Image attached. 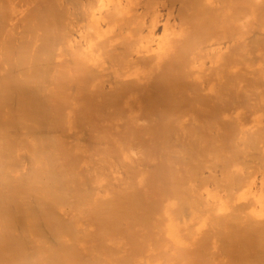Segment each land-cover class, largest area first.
I'll return each mask as SVG.
<instances>
[{
  "label": "bare ground",
  "instance_id": "6f19581e",
  "mask_svg": "<svg viewBox=\"0 0 264 264\" xmlns=\"http://www.w3.org/2000/svg\"><path fill=\"white\" fill-rule=\"evenodd\" d=\"M54 1H23L33 34L47 41L42 47L32 39L30 55L11 51L20 60L16 64L24 62L18 68L12 63L11 33L2 28L11 6L0 0V264H264V0ZM57 42L72 46L69 55H60L65 46ZM34 45L46 49L38 52ZM145 87L158 90L153 92L160 98L164 91L175 102L207 100L216 125L214 134L206 128L210 136L216 134L208 138L210 145L194 136L188 157L186 151L180 157V149H170L182 139L174 142L175 128L171 142L164 137L171 152L161 144L159 151L149 148L154 157L146 148L143 153L147 140L139 145L142 152L128 146L129 125L133 129L137 121L136 130L145 127L147 134L155 118L138 121L143 116L133 102ZM95 102L98 112L90 109ZM109 102L111 117L102 108ZM79 104L86 116L93 110L99 117L100 134L91 131L94 119L86 125H92L86 134H97L96 142L110 137L103 126L112 134L128 117L131 124L123 120L128 126L123 123L121 132V123L118 129L128 135L115 146L132 149L116 153L112 138L123 137L117 131L109 139L113 149L107 143L109 149L94 148L84 130L79 136L71 118ZM163 109H157L159 116ZM184 111H168L163 121L156 113L153 124H159L151 129L164 131L171 122L185 132ZM103 115L110 124L100 119ZM162 133L148 136L162 142ZM91 151L98 160L107 158L97 162L106 166L98 165ZM142 153L149 154L140 155L144 161L155 160L143 166L160 169L142 170ZM89 155L103 173H92L97 168L90 167ZM136 157L140 165L133 164ZM118 164L139 167L127 166L129 172L124 167L122 174ZM202 165L212 166L204 171Z\"/></svg>",
  "mask_w": 264,
  "mask_h": 264
},
{
  "label": "rangeland",
  "instance_id": "374dc122",
  "mask_svg": "<svg viewBox=\"0 0 264 264\" xmlns=\"http://www.w3.org/2000/svg\"><path fill=\"white\" fill-rule=\"evenodd\" d=\"M18 1L20 2V0H15V1H14V0H9L10 6H11V9H10V13H11V14H10V16H8V18H7V20H6V23H5V26H3L2 28H4L5 30H7V31L9 32V35H10V33H11V35L9 36V39H10V40H9V43H10L9 45H10V49H11L12 47H13V48L10 50V52L13 51L14 54L17 55V49H18V50H20V51L22 52V53L20 52V56H22L23 54L30 55L29 52H30V48H31V47H30V48H28V47H29V46H32V48H33V44H34V43L32 44V42H33L32 39H37L38 44H40L41 46L43 45L42 47H44V44H45L46 41H47V37H45L44 35L36 36L35 34H33V29H34V28L31 27V26H33V25L31 24V22H30L29 19L27 18V13H26V10H25L24 2H23L24 0L21 1L22 4H18V3H19ZM46 1H47V0H46ZM49 1H50V0H49ZM52 1H54V0H52ZM55 1H57V0H55ZM55 1H54V2H55ZM16 3H17V4H16ZM18 5H20V6H18ZM12 7H13V8H12ZM160 8H162V6H161ZM22 9H23V10H22ZM162 11H165V9L163 10V8H162ZM162 11H161V12H162ZM8 20H9V21H8ZM8 22H9V24H8ZM7 25H8V26H7ZM6 26H7L8 29L5 28ZM25 26H26V27H25ZM20 28H21V29H20ZM25 28H27V29H25ZM23 29H24V30H23ZM25 30H26V31H25ZM27 30H28V31H27ZM30 31H31V33H26V32H30ZM22 32H23V34H22ZM25 34H26L27 38H26ZM24 36H25V37H24ZM34 36L37 37V38H35ZM41 37H42L41 42H42V43L44 42L43 44L40 42ZM120 37H122V36H120ZM120 37H119V39H120ZM122 38H123V37H122ZM122 38H121V39H122ZM12 39H13V40H12ZM30 39H31V40H30ZM115 39H116V38H115ZM115 39H112V40L114 41L113 44L116 43V42H115ZM117 39H118V38H117ZM123 39H124V40H120V42H121V41H122V42L124 41L123 43H125V40H126V39H125V38H123ZM14 40H15V41H14ZM11 41H13V42L11 43ZM18 41H19V42H18ZM28 41H29V42H28ZM128 41H130V39L127 40V42H128ZM61 42H62V41H61ZM61 42H57V45H56V46L59 47V43H60V46H61V47H62V46H65V45L61 44ZM117 42H119V41L117 40ZM16 43H17V45H16ZM20 44H21V45H20ZM30 44H31V45H30ZM127 44H128V43H127ZM18 45H20V48H21V49H19ZM67 45H68V44H67ZM119 45H120V43H119ZM27 46H28V47H27ZM69 46H70V49L66 48V47H69ZM34 47L36 48L35 45H34ZM42 47H41V48H42ZM57 47H56V48H57ZM61 47H60V48H57L58 52L61 51V50L63 49V47H62V49H61ZM41 48H36V49H39L38 52H39V51H40V52H43V51L46 49V47H45L44 50L41 49ZM71 48H72L71 45L65 46V48L63 49L64 51H62L61 54H60V53H59V54L62 55V57H63L64 55H69V51H68V50L71 51ZM66 49H67V50H66ZM116 49H117V48H116ZM116 49H115V50H116ZM26 50H28V51H26ZM65 50H66V52H68V53H65ZM115 50L113 51V54L117 51V50H116V51H115ZM119 50H120V49H119ZM55 51H56V49H55ZM45 52H46V51H45ZM118 52H119V51H118ZM118 52H116V53H117V54H120V53H118ZM120 52H122V49L120 50ZM63 53H64V54H63ZM14 54L11 52V56L13 57V59L15 58V59L13 60L12 63L15 64V66H17L18 68H19V64H21V65H20V66H21L20 68H22V65L24 64L23 60L21 59L23 63H20V62H19L18 64H16L18 61H17V62H14V61H15V60H19V59H18V56H17V57H14ZM56 54H57V51H56ZM59 54H58V55H59ZM109 54H110V53H109ZM113 54L111 53L110 55L113 56V57H115V55H113ZM121 54H122V53H121ZM107 56H108V55H107ZM107 56H106V57H107ZM118 56H119V57H118ZM118 56L116 55V57H118V58L121 59L120 56H122V55H118ZM64 57H65V56H64ZM68 57H69V56H68ZM19 58H20V57H19ZM107 58H108V57H107ZM110 58H111V57H110ZM113 59H114V58H113ZM27 60H28V59H27ZM19 61H20V60H19ZM116 61H117V60H116ZM23 68H25V66H23ZM149 88H150V87H148V88L145 87V89H146L147 92L145 91L144 88H142L140 91H138L139 94L141 93V91H142V93H144L143 96H142V94H140V96H141L143 99L139 100L141 97H140V96H139V97L137 96V100L133 102V105H134V103H135V107H136V109L138 108V109H137V111H138L137 113L139 114V113L141 112L139 115H140V116H143L142 118H140V120L138 119V121H142L143 119L145 120V118L148 119V118H149L148 116H150V117H152V118L155 117V118H153V119L151 118V119H152V122H151V120H150L149 122H148V120H146V121L148 122V126L150 127V131H151V132L149 131V127L147 126L146 122H144V123L146 124V126L148 127V129H147V127H146V129H147L146 132H148V131H149V132H148L147 134L144 133V131H142V130L145 129V127H142L143 129H141V130L139 129V130H140L139 133L142 132L141 134H139V133L137 132V135H133V134H136L135 131H139V130H136V129H137L136 126H138V124H136L137 121H136V123H135V121H134V122H132V121H128V120H127L128 117L126 116V117H127V119H125V120L127 121L126 123L130 122V124H131V122H132V124H133L132 127L134 126V128H133V129H132V128L129 129V128L131 127V125H129V126H130L129 128L127 127V128H128L127 131H128V133H129V135H128V133H127L128 136L125 134V132H124V133H121V132L125 131V129H126V127H125V129L122 128V126L124 127V124H125L124 122H122V121L124 120L123 118H125V116H124V117L122 118L123 120H122L121 122H120V121L117 122V123H120V125H121V123H122V124L124 123L123 125H121V128H122L121 130H122V131H121V130H120L121 132L119 131V132L121 133V135L123 136L122 138H118L117 136H113V135H114L113 133H115L116 131L118 132V129L120 128V125H119V128H118L116 131L114 130L115 132H114V131H113V132L110 131L113 135H112V134H109V129H110L109 126H108L107 129H105V127L103 126L104 130H108V131H106V132H108V135H110V137H111V136L114 137V138H112V139H114V140L112 141V144L114 143V144H113L114 146H115V142H116L117 140L121 143L122 139H124L123 141H125V138H128V139H126L125 142H128V144H130V145H128V146H132V148H133V146H134L133 150H138V149H139L138 151H141V147H142V148L144 147V148H143L144 150H145V148H146V150L149 151V150H150L149 148H151V150H152V149H153L152 146L154 145V149L156 150V148H158V151H159V147L161 146V144H164V146H161V147H164V148H165V146H166V147L168 148L169 152H171V150H170L171 148H172V152H173V153H175L174 150L177 151L178 149H180V151H179V150L177 151V152H180V154L178 153V154L180 155V157H182V156H184V155H185L186 157H188V153H187L188 148H187V146H190V145H188V142H190V140H191L192 137L195 136V138H199V139L201 140L202 144L205 142L204 144L207 143V145H208V144L210 145V143L208 142V140H209L208 138L211 137V136H212V138L216 136V134H215V136L213 135V134L215 133V130H216V125H214V123H213V120H215L214 112H213L214 109L212 108V106H209L207 100H204V101H203L202 99H200V101H199L198 98H197V99L190 98L189 100H184V101H181V102H175L174 100H171L170 98H167L166 93H165L164 91H162V92L159 91L160 94H159L158 96L161 95V98H160V97H157L156 94H155V93L158 94V90H151V89H149ZM148 89H149L150 91H148ZM144 91H145V92H144ZM151 91H152V93H151ZM153 91H154V92L157 91V92L154 93ZM200 91H201V90H200ZM150 93H151V94H150ZM153 93H154V94H153ZM161 93H162V94H161ZM149 94H150L151 96H149ZM145 95H146V96H145ZM162 95H163V96H162ZM196 95H197V94H196ZM103 96H104V95H103ZM105 96H106V95H105ZM105 96H104V97H105ZM154 97H155V98H154ZM163 97H165V98H164L165 100L163 99ZM145 98H146V99H145ZM151 98H152V99H151ZM153 98L156 99V100L158 99V101L154 100ZM98 99H99V98H98ZM102 99H103V97H102ZM102 99H101V100H102ZM105 99L108 100L107 97H105ZM159 99H160V100H159ZM162 99H163L164 101H163ZM167 99H168V100H167ZM169 99H170V101H169ZM96 100H97V99H96ZM96 100H94V101H96ZM101 100H97L99 104H100V102L103 101V100H102V101H101ZM119 100H120V99H119ZM119 100H118V101H119ZM138 100L141 101V103H140ZM144 100H145V101H144ZM153 100H154V101H153ZM161 100H162V101H161ZM166 100H167L168 102H170V104L172 105V106H171V105L169 104V106L171 107L170 109H172V111H174L173 113H175L176 111H177V112H181V111H183V110L185 109V111L182 112V114H186V116H189V117H186V127H187V130H185V132H184V131H181V129L179 128V126H178L177 124L174 125V124H172L171 122H169L167 119H165V122L168 121V122L171 123V124H170L169 127L167 126L169 123L164 124L162 129H164V131H165L166 129H168L170 132H169V131H168V132H164L163 130L160 132V129H161V128L156 127V126H158L159 123L156 124V120H155V123H154V124H156V126L154 127V129H155V128H159V132H160V133L164 132V133H162V135L164 134V136L161 135V136L163 137V138H161V139H163L162 142H161V141H160V142L157 141V143H156V141L153 142V140H154L153 137H149V136H151L152 134L155 135V134H158V133H159V132L154 133L155 131L153 130V128L151 129V126H150V125H152V127L154 126V124H153V120H154V119H157V117H156V113H158V110H159V109H160V111H163V110L165 111V109H163V108H166V109H167V110H166L167 113H166V112H164L165 114L162 113L163 115H167V116H165V117H168V118H169V115L173 114L172 111L170 112V109H168L169 106H168V103H167ZM195 100H196V102H195ZM94 101H93V102H94ZM105 101H106V100H105ZM105 101H104V103H107V101H106V102H105ZM137 101H138L139 104H136ZM142 101H144V102H142ZM159 101H161L163 104H162L161 102L159 103ZM171 101H172L173 104L171 103ZM193 101H194V103H193ZM151 102H152V103H151ZM153 102H154V103H153ZM205 102H206V103H205ZM95 103H97V102H95ZM98 103H97V104H98ZM148 103H149L150 106L148 105ZM166 103H167V104H166ZM178 103H179V104H178ZM187 103H188V104H187ZM195 103H196V105H198V103H199V105L202 104L201 106H202V107L204 106V107H203L204 109H203L201 106H199V105H198V106L201 107L200 109L198 108V106H195V107H194ZM99 104H98L97 106H94V104L90 105V109L93 108V107H96V109H95V108H93V109H94L95 111L97 110V112H98L97 107L99 108ZM102 104H103V103H102ZM102 104H101V105H102ZM109 104H110V102L108 103V105L105 104L106 106L103 104V105H102V108H103V110L105 111V113H106V112H109V110H110L109 114H110V117H111V116H113V114H112L111 105H110V107H109ZM156 104H157V105H156ZM165 104H166L167 107H164ZM204 104H205V105H204ZM77 105H78V104H77ZM80 105H81V104H79V106H78L77 108H79ZM95 105H96V104H95ZM101 105H100V106H101ZM143 105H144L145 107H143ZM176 105H179V107L176 108V107H177ZM192 105H193V106H192ZM75 106H76V105H75ZM75 106H74V107H75ZM91 106H93V107H91ZM174 106H175V107H174ZM208 106H209L210 108H209ZM106 107L109 108V109L107 108V111H106ZM135 107H132V106H131V109L134 110L133 108H135ZM139 107H141V108L143 107V108H142V109H139ZM156 107H157V108H156ZM159 107H161V108L163 107V108L161 109V108H159ZM192 107H193V108H196V107H197V109H193ZM207 107H208L209 109H208ZM102 108H101V110H100V112H99V113H101V114H102V112H103ZM146 108L149 110V112H148V110H147ZM151 108H153V109L156 108L155 110H156L157 112H156L155 110H152ZM74 109H75V111L72 109L73 112H71V116H72V115H74V116L71 117V118H73V121H75V122L73 123L72 119H71V122L75 125V126H73V124H72V126L75 127V128H73V129H74V131L76 130L75 132H76L77 134H79V136H80V133H79V132H81V131L83 132V130H84V131H85L84 134H86L87 132H90L89 129H91V126H92V125H95L96 123L100 122V121H98V122L96 121V118L98 117V115L96 114V112L93 113V110L90 111V113H89V111H88L89 114L87 115V116H88V117H87V116H86L87 113L85 112V111H86L85 106H84V108L80 107V109H76V108H74ZM81 109H83V110H81ZM99 109H100V108H99ZM145 109H146V110H145ZM157 109H158V110H157ZM176 109H177V110H176ZM181 109H182V110H181ZM192 109H193V110H192ZM198 109H199L200 111H199ZM201 109H202V110H201ZM211 109H212V110H211ZM76 110H77V113H78V111L80 110L79 113H80V115H81V116H80L81 118H79V116H78L77 114H74V113H76ZM187 110H188V112H187ZM194 110H195V111H194ZM139 111H140V112H139ZM160 111H159V112H160ZM168 111L170 112V114L168 113ZM198 111H199V112H198ZM202 111H204V112H202ZM210 111H211V112H210ZM91 112L94 114V116H93V114H91ZM134 112H135V111H134ZM144 112H145V113H144ZM146 112H147V115H145ZM201 112H202L203 115H201ZM209 112H210V113H209ZM79 113H78V114H79ZM105 113L103 112V114H105ZM150 113H154V114H151V115H150ZM189 113H190V115H189ZM95 114H96L97 116H96ZM101 114H100V115H101ZM109 114H108V113L105 114V115H107V119L109 118V117H108ZM141 114H143V115H141ZM160 114H161V112H160ZM162 114H161V116H163ZM168 114H169V115H168ZM89 115H91V117H89ZM100 115H99V116H100ZM105 115H103V116H104V117H103L104 119H103V118H100L102 121L106 120V119H105V118H106ZM135 115H136V113H135ZM139 115L137 116L138 118L140 117ZM144 115H145V116H144ZM200 115H201V116H200ZM157 116L160 117V120H161V121H163L162 118H164V116L161 118V116H159V113L157 114ZM193 116H194V118H193ZM195 116H196V117H195ZM76 117H78V118H76ZM213 117H214V118H213ZM87 118H88V120H87ZM195 118H196V119H195ZM203 118H204V119H203ZM79 119H80L82 122H81V121L79 122ZM91 119H92V121H91ZM93 119L95 120V121H94L95 123L92 124L91 126L89 125L90 128H87L86 125H88V123H92V122H93ZM149 119H150V118H149ZM158 119H159V118H158ZM187 119H188V121H187ZM205 119H207V120L211 119V120L207 121V120H205ZM98 120H99V117H98ZM125 120H124V121H125ZM144 120H143V121H144ZM160 120H159V121L157 120V121L160 122ZM193 120H194V123H193ZM84 121H85V122H84ZM86 121H87V124H85ZM88 121H89V122H88ZM106 121H107V120H106ZM106 121H105L104 123L102 122V124L100 123L101 127H102V125H104V124L106 123ZM108 121H110V120H108ZM108 121H107V123H109ZM117 121H118V120H117ZM202 121H203V122H202ZM206 121H207V122H206ZM110 122H111V121H110ZM150 122H151V123H150ZM165 122H164V123H165ZM209 122H210L211 124H207V123H209ZM80 123L83 124V125L85 124V125H84V126H83V125H80ZM117 123H116V122L113 123V124H112L113 127H114V125L117 124ZM141 123H143V122H141ZM144 123H143V124H144ZM162 123H163V122H162ZM109 124H110V123H109ZM145 124H144V125H145ZM193 124H194V125H193ZM204 124H205V125H204ZM96 125H98V124H96ZM96 125H95V126H92V127H94V128L91 130L92 132H93V130H94V132L96 133V132H98V130H100V129H98V127L100 128V126L98 125V127L96 128ZM112 125H111V126H112ZM117 125H118V124H117ZM117 125H116V126H117ZM125 125L128 126V124H125ZM144 125L141 124V126H144ZM165 125H166V126H165ZM191 125H192V126H191ZM195 125H196L197 127H195ZM210 125H211V126H210ZM72 126H70V129L72 128ZM81 126H82V127H81ZM106 126H107V125H106ZM141 126H140V127H141ZM159 126H161V125H159ZM172 126H173V127H172ZM193 126L195 127V129H194ZM203 126H205V128H203ZM113 127H112V128H113ZM138 127H139V126H138ZM198 127H199V128H198ZM207 127H208V128H207ZM76 128H77V129H76ZM112 128H111V129H112ZM175 128H176V131H175V132H177V133H175V132L173 131ZM196 128H197V129H196ZM206 128L209 129L210 132H209ZM97 129H98V130H97ZM114 129H116V127H114ZM201 129H203V130L206 129L207 131H205V132L203 131V133H202L203 135H201V132H202ZM210 129H211V130H210ZM101 130H102V129H101ZM129 130L133 131L134 133L131 132V133H132V134H131ZM134 130H135V131H134ZM199 130H200V133H199ZM71 131H72V130H70V135L72 136L75 132H71ZM166 131H167V130H166ZM211 131H212L213 134L210 136L209 133H211ZM213 131H214V132H213ZM92 132H91L90 136H88L89 134L87 133L88 135L86 134V137H89L88 139H90L89 141H90V143L94 146V148H95V145H96V144H97L96 147L99 148V149H101V150H102V148H107V147H108V149H109L110 146L112 147V149L114 148V146H112L111 143H110V141H111V140H109V139H111L110 137H109V138H105L106 140L108 139L109 142H107L106 140H102V141H100L101 139H100V140L97 139V141H98V140H99V141L96 142V140H95L96 137H95V138H93V137H94L95 135L97 136V134H94L93 137H92V136H91V135L93 134ZM102 132L104 133L105 131H102ZM106 132H105V134H106ZM119 132H118V133H119ZM172 132H174V134L176 135V136H175V137H176V138H175V141L173 140L174 142H176V141H178V140L180 139L179 136L182 137V139H180L181 142L178 141V142H180V143L176 142V144H175V143H172V142H171V140L174 138V137H172V135H173ZM196 132L198 133V135L200 134L203 138L200 137V135L198 136ZM206 132H207V134H208V137L206 136ZM208 132H209V133H208ZM72 133H73V134H72ZM76 133H75L76 139H77V138L79 139V136H78ZM98 133L100 134L101 132H98ZM120 133H119V134H120ZM143 133H144V134H143ZM150 133H151V134H150ZM160 133H159L158 135H160ZM166 133H169L171 136H170V135L167 136ZM193 133H195V134L193 135ZM84 134H83L82 136H84ZM99 134H98V135H99ZM105 134H104V135H105ZM119 134H118V135H119ZM130 134L133 135V136H135V138H134L133 136H132L133 138H131V135H130ZM138 134H139L140 136H139ZM191 134H192V135H191ZM101 135H102V134H101ZM108 135H107V136L105 135V136L108 137ZM124 135L127 136V137H125ZM143 135H145V136H148V135H149V136H148V139L150 138V140H152V142H151L152 144L149 142L150 145L147 146V145H148V139H145V138H147V137H145V136H143ZM154 135H153V136H154ZM165 135H166V136H165ZM177 135H178V136H177ZM161 136H160V137H161ZM73 137H74V136H73ZM91 137H92V138H91ZM119 137H120V135H119ZM124 137H125V138H124ZM137 137L141 138V141L138 140L139 138L136 139ZM164 137H169V140H170L172 146H171L169 140L164 139ZM170 137H172V138H170ZM184 137H186V138L188 137L187 140H186V138H185L186 141L183 140ZM80 138H81V137H80ZM99 138H102V137H99ZM151 138H152V139H151ZM156 138H157V137H156ZM177 138H178V140H176ZM189 138H190V139H189ZM212 138H211V139H212ZM70 139L72 140L73 138H70ZM102 139H103V138H102ZM116 139H117V140H116ZM157 139H158V138H157ZM161 139H160V140H161ZM167 139H168V138H167ZM188 139H189V140H188ZM73 140H74V139H73ZM73 140H72V141H73ZM143 140H145V142H146V140H147V142H146L147 144H146L145 142L143 143V142H142ZM164 140H165V142H166V141H167V142H166V143L163 142ZM125 142H122V144L125 143ZM136 142H137V143H136ZM182 142H183V143L185 142V144H183ZM106 143H107L108 145H110V146H108ZM120 143H119L118 146L121 145ZM153 143H154V144H153ZM155 143H156V144H155ZM177 143H178V144H177ZM186 143H187V144H186ZM91 144H90V145H91ZM125 144H127V143H125ZM141 144H146V145L141 146ZM182 144H183L185 147L179 146V145H182ZM104 145H106V146L104 147ZM137 145H138V146L140 145L141 147L139 146V148H137V147H138ZM159 145H160V146H159ZM168 145L171 146L170 149H169ZM116 146H117V145H116ZM116 146H115V147H116ZM118 146L116 147V153H117L118 150H120V151L122 150V149H121V146H120V148H119ZM122 146H123V145H122ZM145 146H146V147H145ZM158 146H159V147H158ZM123 147H124V146H123ZM123 147H122V148H123ZM135 147H136L137 149H135ZM147 147H148V148H147ZM155 147H156V148H155ZM175 147H178V148L175 149ZM180 147H181V148H180ZM94 148H93V149H94ZM97 148H96V149H97ZM132 148L130 147V148H128V149L130 150V149H132ZM182 148H183V149H182ZM99 149H98V151H99ZM112 149H111V150H112ZM128 149L125 148V151L128 150ZM154 149H153V150H154ZM162 149H163V148H162ZM173 149H174V150H173ZM91 150H92V149H91ZM114 150H115V149H114ZM146 150L143 151V153H146ZM151 150H150V152H149V154L151 153L150 155H152V153L155 152V151H153V150H152L153 152H151ZM98 151L95 150V152H98ZM122 151H124V150H122ZM125 151H124V152H125ZM160 151H161V149H160ZM182 151H186V154H185L184 152H182ZM188 151H189V150H188ZM195 151H196V149H195ZM95 152H94V151H93V152H92V151L90 152V153H92V155H91L92 157L95 156V155H93V153L96 154ZM141 152H142V151H141ZM90 153H89V154H90ZM121 153H123V152H121ZM121 153H117V154H121ZM143 153H142V154H138V155H139V156H138L139 160H140V159L142 160V161L140 160V161H141V164H142V170H144V169L147 170V169L150 168V167H152V169H155V170L158 169V170H159V169H160V168H159L160 165H154V166L150 165L151 163H152V164L155 163V162H154L155 160L153 161V159H152V158L154 157L153 155H152L153 157L151 158L153 162H151L150 159H147V160H150V164L148 163V165H144V166H143V164H145V161H146V162H148V161H147V160L144 161L143 158H141V156L143 155V156H144V159H145V157L147 158V156L149 155V154H146V156H145ZM147 153H148V152H147ZM158 153H160V152H158ZM182 153H184V155H182ZM98 154H100V153H98ZM102 154H103V153H102ZM102 154H100V156H102L101 158H103V157L105 158V157L107 156V155H104V156H103ZM178 154H177V155H178ZM140 155H141V156H140ZM154 155L157 157L159 154H158V155H157V154H154ZM86 157H87V158L89 157L90 160H91V158H92V157H90V155H89V156H86ZM98 157H99V156H97V154H96L95 158H96L97 161L94 160L95 158H94V159L92 158V159H93V163H92V164H94V165H90V167H91V168H93V167H94V168H97L96 171H95L94 169H92V170H94V172L92 171V173H95V172H96V173L99 174V172H98L97 170H99L100 173H101V172L104 170V167H101V166H98V165H103V164H105L104 166H106V163H107V161H108V160H106L107 158L102 159L103 161L106 160V163H105V162H104V163L102 162L103 164H101V161H102V160L99 159V160H101V161L99 162L100 164H98V163H97V162L99 161V160H98ZM149 157H150V156H149ZM89 158H88V161H89ZM136 158H137V157H136ZM138 158L136 159L137 161H135V160L133 159V160L135 161V162L133 161V164H134V163H136V164L139 163V165H140V162L138 161ZM158 158H159V156H158ZM95 161H96V163H97L98 165H97L96 163H94ZM143 161H144V162H143ZM89 162H90V161H89ZM142 162H143V163H142ZM90 163H91V162H90ZM136 164H135V165H136ZM135 165H127V166H128V168H130L129 166L134 167ZM112 166H113V165H112ZM115 166H116V165H115ZM127 166H125V165H119V164L117 165V167L120 168L122 171L124 170V167L127 168ZM136 166H137V165H136ZM136 166H135V168L137 169L139 166H137V167H136ZM145 166L147 167V169L145 168ZM148 166H149V167H148ZM175 166H178V165H175ZM181 166H183V165H181ZM184 166H186V165H184ZM198 166L200 167L201 165H194V167H197V169H198ZM210 166H212V165H202L201 168H202L204 171H206ZM107 167H108V165H107ZM107 167H105V168H107ZM140 167H141V166H140ZM153 167H154V168H153ZM186 167H191V165H190V166H186ZM126 168H125V171H126V172H127V171L129 172L130 169L128 170V168H127V170H126ZM140 169H141V168H140ZM197 169H196V170H197ZM199 169H200V168H199ZM202 169H200V170L202 171ZM121 170H120V172L123 174L125 171L122 172ZM105 172H106V171H105ZM120 172H119V173H120ZM96 173H95V174H96ZM102 173H103V172H102ZM121 173H120V174H121ZM156 174H157V173H156ZM124 175H125V174H124ZM126 175H127V173H126ZM147 182L149 183V180L145 181L144 183H147ZM146 185H147V184H146ZM139 189L142 190V188H139ZM79 246H80V245H79Z\"/></svg>",
  "mask_w": 264,
  "mask_h": 264
}]
</instances>
